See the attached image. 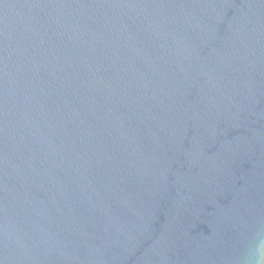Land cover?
I'll use <instances>...</instances> for the list:
<instances>
[{"label": "water", "instance_id": "95a60500", "mask_svg": "<svg viewBox=\"0 0 264 264\" xmlns=\"http://www.w3.org/2000/svg\"><path fill=\"white\" fill-rule=\"evenodd\" d=\"M264 0H0V264H254Z\"/></svg>", "mask_w": 264, "mask_h": 264}, {"label": "clouds", "instance_id": "9594fccd", "mask_svg": "<svg viewBox=\"0 0 264 264\" xmlns=\"http://www.w3.org/2000/svg\"><path fill=\"white\" fill-rule=\"evenodd\" d=\"M254 257V264H264V242L257 246Z\"/></svg>", "mask_w": 264, "mask_h": 264}]
</instances>
